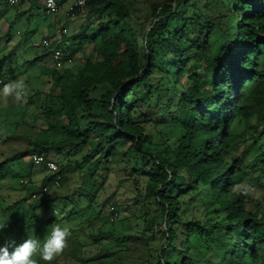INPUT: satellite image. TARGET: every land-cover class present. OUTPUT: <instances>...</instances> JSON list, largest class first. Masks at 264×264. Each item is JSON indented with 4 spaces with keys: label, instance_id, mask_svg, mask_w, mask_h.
I'll return each mask as SVG.
<instances>
[{
    "label": "trees",
    "instance_id": "obj_1",
    "mask_svg": "<svg viewBox=\"0 0 264 264\" xmlns=\"http://www.w3.org/2000/svg\"><path fill=\"white\" fill-rule=\"evenodd\" d=\"M39 1L28 0V11ZM74 12L87 18L72 34L70 55L82 66L75 75H53L45 92L49 111L65 120L63 137L28 140L13 158L77 149L94 134L105 162L119 154L116 142H129L130 172H139L138 161L148 166L142 197L155 214L145 215L148 236L120 243L124 264H152L151 243L155 264H264V0H85ZM88 45L93 53L84 55ZM96 113L109 118L98 121ZM156 114L162 127L152 131L147 122ZM235 137L257 144L258 155L243 160ZM9 160L0 161V179ZM74 167L48 173L38 199L61 187L62 174ZM190 210L203 217L188 216Z\"/></svg>",
    "mask_w": 264,
    "mask_h": 264
},
{
    "label": "rangeland",
    "instance_id": "obj_2",
    "mask_svg": "<svg viewBox=\"0 0 264 264\" xmlns=\"http://www.w3.org/2000/svg\"><path fill=\"white\" fill-rule=\"evenodd\" d=\"M56 1L60 5L59 12L47 16L43 9L44 0L39 1L38 8L30 11L28 0H0V74L10 81L21 79L26 85L23 104L16 102L14 97L0 95V161L10 159L7 162L9 174L0 179V216L7 224L0 233V245L11 241L13 243L9 247L12 250L15 244L28 237L43 240L47 236V227L58 223L68 227L71 235L67 248L52 264H124L125 246L120 243H125L129 236H148L150 232L146 230L145 215L155 214V205L142 197L146 181L143 173L148 166L144 167L138 161L139 172H130L128 164L135 161L130 154H124L129 142H116L114 146L119 154L105 162L102 159L98 161L100 146H96L94 134L86 146L50 150L48 158H52L58 167L67 164L76 167L68 168L62 174L66 178L61 187L52 189L43 199H30L29 194L41 186L49 172L40 165H32L28 154L12 156L14 152L27 148L28 140L49 144L63 137L65 120L60 114L49 111L53 105L45 99V92L53 75L63 72L75 75L82 64L75 57L56 68L50 50L42 45V40H52L65 27L67 32L62 49L74 57L76 45L72 43V34L87 23V18L84 14L78 13L74 17L67 14L69 6L77 0ZM23 12L16 19V15ZM144 12L146 9L141 8L136 17L142 20ZM137 22L145 21H134V25ZM135 27L138 29L139 26ZM82 52L84 55L92 54L91 45L85 46ZM151 111L156 110L153 108ZM92 118L106 121L109 115L96 113ZM88 120L90 118L86 117L82 124ZM159 120L156 114L147 122L148 127L152 131L154 125L161 128L157 124ZM251 122L259 127L255 117ZM260 143H264V137L258 145ZM232 145L237 147L243 160H253L259 153L257 144L243 137H235ZM90 147L97 148L88 161H83ZM21 179L25 183H20ZM88 194L90 201L86 197ZM17 201L18 204H13ZM111 209L117 212L113 220L110 218ZM192 214L203 217L202 211L190 210L187 213L188 216ZM150 246V262L155 264L157 243ZM131 261L129 264H140L136 259Z\"/></svg>",
    "mask_w": 264,
    "mask_h": 264
},
{
    "label": "clouds",
    "instance_id": "obj_3",
    "mask_svg": "<svg viewBox=\"0 0 264 264\" xmlns=\"http://www.w3.org/2000/svg\"><path fill=\"white\" fill-rule=\"evenodd\" d=\"M0 95L14 97L16 102L23 104L26 99V85L21 79L12 80L0 88ZM254 189L249 185L248 191ZM7 227V224L0 222V233ZM48 232L43 240L36 237H28L21 243L15 244L9 251L13 242L8 241L0 245V264H52V262L63 254L68 246V237L71 230L58 223L47 227Z\"/></svg>",
    "mask_w": 264,
    "mask_h": 264
},
{
    "label": "built area",
    "instance_id": "obj_4",
    "mask_svg": "<svg viewBox=\"0 0 264 264\" xmlns=\"http://www.w3.org/2000/svg\"><path fill=\"white\" fill-rule=\"evenodd\" d=\"M11 2H14L15 0H10ZM85 3V0H77L74 4L69 6V9L67 11V14L70 17H74L75 7H80ZM44 14L49 16L52 14H57L60 10V5L56 0H44ZM67 29L65 27L61 28V30L56 33L54 38L52 40H49L47 38H44L42 40V45L50 50L54 65L56 68L62 66L63 64L67 62H71V57L62 49L63 44V37L66 34ZM7 77H1L0 76V87L7 81ZM29 160L32 165H40L45 168V170L49 173H54L57 171V164L54 160L44 156L43 154L38 153H30ZM22 179L20 180V183H22ZM54 186H59V181L56 179L54 181ZM47 191V186H40L37 190L31 191L29 194L30 199H37L39 198L44 192ZM112 220V217H111Z\"/></svg>",
    "mask_w": 264,
    "mask_h": 264
}]
</instances>
